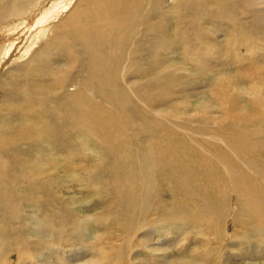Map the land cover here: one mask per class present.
I'll return each mask as SVG.
<instances>
[{"label": "bare ground", "instance_id": "obj_1", "mask_svg": "<svg viewBox=\"0 0 264 264\" xmlns=\"http://www.w3.org/2000/svg\"><path fill=\"white\" fill-rule=\"evenodd\" d=\"M88 210L128 251L77 264L264 251V0H0V264Z\"/></svg>", "mask_w": 264, "mask_h": 264}, {"label": "rangeland", "instance_id": "obj_2", "mask_svg": "<svg viewBox=\"0 0 264 264\" xmlns=\"http://www.w3.org/2000/svg\"><path fill=\"white\" fill-rule=\"evenodd\" d=\"M197 87L193 88L192 94H198L196 89ZM203 90V89H200ZM195 102L196 99H195ZM101 210H97L92 212V210L85 211L83 213H79L80 215H73V214H66V221L61 222V225H56L55 227H63L65 230L64 233L59 234L58 236H54V238H43V230L33 231V236L28 238V241L32 242H51L54 244L53 250L56 252H49L51 247L41 250L42 252L40 255L35 259L31 260L28 263L24 262V264H77L72 262V258L77 254L79 256L80 261L89 260L90 258L95 257V253L93 252L92 246L94 248H98V246L110 247V241H114V244H118L121 247L123 253L128 251L127 242H123V239L126 238L125 235H122L123 232L117 226V219L112 220L111 222L103 223L100 222L98 219L102 212ZM115 212V210H112ZM65 215V214H64ZM82 216H86L85 221L81 223ZM93 218V221L89 222V227L94 228V234L90 233L86 230V221ZM83 224V225H82ZM45 226V225H44ZM80 228H75L79 227ZM35 228V227H32ZM233 227H229L228 230L232 229ZM206 229V236L208 239H214L215 235V227L207 226ZM80 230V231H79ZM96 235V236H95ZM21 236V235H20ZM17 236V239L21 238ZM23 236V235H22ZM191 238L187 244V247L190 248V251H194L197 246L201 247V254L206 250L211 249L213 242H209L206 240H196ZM9 243H4L2 250L6 252L4 258L1 261H6L10 264H19L18 257L16 254V243L8 237ZM93 242V245L90 246L89 243ZM173 240H167L166 242L162 239H155L153 243L154 248L159 249H171ZM138 243L137 240L134 238L132 240V244ZM229 243V242H228ZM231 243L228 244V246ZM232 245V244H231ZM176 247V246H175ZM233 248V246H232ZM242 249V248H240ZM173 250V249H171ZM170 250V251H171ZM172 252V251H171ZM133 253V252H132ZM173 253V252H172ZM142 254V253H139ZM160 256L156 255L155 257ZM138 257V256H137ZM139 264H159L157 259L155 260H137ZM264 264V251L262 253H243L239 256H232L228 259L227 264ZM23 264V263H22ZM127 264V263H122Z\"/></svg>", "mask_w": 264, "mask_h": 264}]
</instances>
